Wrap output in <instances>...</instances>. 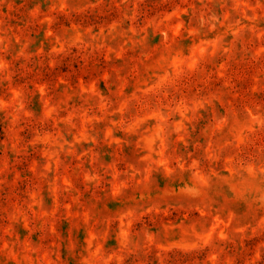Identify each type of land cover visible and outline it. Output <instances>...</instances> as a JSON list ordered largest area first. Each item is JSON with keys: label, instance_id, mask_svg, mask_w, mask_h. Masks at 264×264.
Instances as JSON below:
<instances>
[{"label": "rangeland", "instance_id": "obj_1", "mask_svg": "<svg viewBox=\"0 0 264 264\" xmlns=\"http://www.w3.org/2000/svg\"><path fill=\"white\" fill-rule=\"evenodd\" d=\"M0 264H264V0H0Z\"/></svg>", "mask_w": 264, "mask_h": 264}]
</instances>
